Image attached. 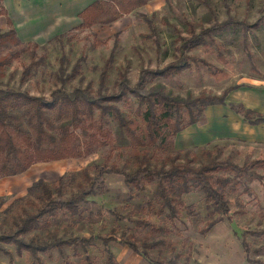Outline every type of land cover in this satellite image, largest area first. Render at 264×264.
<instances>
[{"label":"rangeland","instance_id":"1","mask_svg":"<svg viewBox=\"0 0 264 264\" xmlns=\"http://www.w3.org/2000/svg\"><path fill=\"white\" fill-rule=\"evenodd\" d=\"M209 2L211 13L207 12L202 0H147L143 5L110 22L80 28H73L78 22L72 20L73 14L59 12V17L68 19L66 24H62L48 38L34 41L38 46L33 49L32 54L29 50L32 47L28 46L5 64L1 80L7 86L45 96L57 86L67 91L74 86L85 87L89 93L94 94L98 88L103 62L112 51V61L106 71L103 89L110 91L115 88L113 86L117 70L125 71L129 84L134 85L141 66L160 67L178 55L177 46L181 42L179 36H188L185 21L191 22L197 30L231 17L253 24L243 27L240 23H235L212 28V36L221 45L222 60L217 58V48L213 44L207 48L197 47L183 51L188 56L210 61L223 69L227 77L214 79L200 62L190 61L187 68L159 81L164 92L183 98L199 93H219L225 86L238 84L226 93L225 101L240 103L252 111L264 113V0ZM0 3L12 13V2L3 0ZM151 13H154L153 23L157 25L160 35V53L154 51L150 39L142 37L143 33L148 32L144 17ZM2 20L3 17L0 16V25ZM6 27L5 24L0 30ZM57 33L61 35L54 38L53 35ZM81 55L83 57L79 59ZM61 57L64 68L60 73L58 67ZM76 61L77 71L65 78ZM30 62L32 65L29 73L21 79L22 68ZM251 62L257 72L251 68ZM150 84H144L141 89L143 94L148 92L147 86ZM136 104L132 94L126 100L116 103L121 110L133 117ZM106 116L111 138L87 155L31 164L22 177V180L27 179L25 188L15 189L17 178L13 176H0V196L3 198L0 210L23 195L26 187L36 178L51 183L62 172L75 171V179L81 180L86 189L87 179L84 180L79 174L82 169L89 177L101 165L133 169L135 165L127 147L115 143L111 116ZM134 124L136 128L142 127V122L137 117ZM205 149L209 150L211 156L217 153L216 158H226L237 164L262 157L264 121L250 123L226 104L207 105L195 122L184 126L171 137L168 149H154L149 165L161 160L167 166L170 160L166 154L178 152L174 162H185L184 159L191 156L190 164L197 166L207 160ZM253 169L264 173V163ZM242 181L244 184H237L235 190L225 191L229 215L211 213L217 219L204 229L211 207L203 198L201 190L191 188L181 194L176 215L168 217L165 207L162 211L158 209L160 201L153 196V181H141L142 187L137 188L126 185L121 174L107 172L95 180L93 191L84 194L83 200L78 202V213L70 215L67 211L58 212L46 229L30 232L25 238L32 236L51 241L54 237L71 235L94 236L86 246L89 261L84 258L82 248L76 244L63 246L62 255L55 247L49 248L48 253L38 252L43 264H62L63 258H67L70 264H105L104 246L97 236L109 233L117 238L131 234L138 244L151 243V246H145L148 257H155L163 262H168L169 259L177 264H264L263 187L257 179L247 182L242 178ZM246 184L249 192L244 189ZM68 188L63 192L65 196L69 194V190H75L74 183ZM26 208L32 210V207ZM2 216L0 212V231L10 229L11 212L5 213V221L1 220ZM258 230L263 231L251 233ZM244 244L247 250H244ZM4 246L11 250L9 258L14 255L13 245ZM106 246L117 264H151L140 253L132 251L128 245L117 240L108 241ZM21 260L29 264L32 259L27 251H22Z\"/></svg>","mask_w":264,"mask_h":264},{"label":"trees","instance_id":"2","mask_svg":"<svg viewBox=\"0 0 264 264\" xmlns=\"http://www.w3.org/2000/svg\"><path fill=\"white\" fill-rule=\"evenodd\" d=\"M146 1L91 0L77 11L79 22L73 28L110 22L143 5ZM202 1L207 7V12L211 13L209 0ZM0 14L5 16L7 24L5 29L0 30V176L19 173L36 162L87 155L96 146L108 142L111 138V132L107 126L109 123L107 114L111 116L115 143L127 147V152L130 153L135 165L131 170L121 169L114 165L108 167L101 165L92 177H89L82 169L79 174L84 177V180L87 179L86 189L81 180L75 179L77 175L75 171H64L51 183L41 178L31 181L23 195L15 198L0 210L3 221H5V213L11 212L10 229L0 231V253L9 256L11 250L4 244H11L15 254H20L21 251L29 253L32 259L29 264H43L38 252H47L49 248L55 247L62 255L63 246L78 244L84 251V258L89 261L86 246L94 238L92 234L54 237L51 241L40 240L32 236L26 239L25 235L46 229L51 220L56 218L58 212L67 211L70 215L78 213V202L83 200L84 194L93 191L95 180L107 172L121 174L126 185H134L137 188L142 187L141 181H153V196L160 201L158 209L162 211L165 207L168 217L176 215V207L181 202V194L191 188L201 190L203 198L211 207L210 217L204 229L217 219L212 217L211 213L229 215L225 191L235 190L239 183L243 185L242 178L247 182L257 179L263 187L262 198L264 200V173L253 169L254 166L264 163V156L237 164L226 158H216L217 153L211 156L209 150L205 149L207 160L198 163L197 166L190 164L191 156L185 158V162H174V159L178 157V152L172 155L166 154L170 160L167 166H164L161 160L149 165L150 159L154 156V149H168L171 137L184 126L195 122L207 105L226 104L250 123L264 121V113L252 111L240 103L225 101L226 93L238 84L225 86L219 93H199L193 97L183 98L177 94L164 92L163 85L159 81L165 76L187 68L190 61L200 62L214 79L227 77L223 69L213 65L210 61L193 55L188 56L183 51L197 47L207 48L213 44L217 48V58L222 60L221 45L212 36V28L235 23H240L245 27L253 23L247 24L243 20L228 17L219 23H212L195 30L191 22L185 21L188 36H179L181 42L177 46L178 55L160 67L141 66L134 85L129 84L125 71L117 70L113 86L115 88L110 91L103 89L106 71L112 61V51H110L99 72L98 88L94 94L89 93L85 87L74 86L67 91L57 86L45 96L13 88L2 82L4 65L26 50L28 46L32 47L29 48L32 54L38 44L34 41L28 40L23 43L19 40L2 5H0ZM153 18L154 13L144 17L148 32L143 33L142 37L150 39L154 51L160 53L162 50L160 35L157 25L153 23ZM60 35L61 33H57L53 37ZM82 57L81 55L79 59ZM62 63L61 57L58 67L60 73L64 68ZM31 65L32 62L22 68L21 79L29 73ZM77 65L76 61L65 78L77 71ZM250 65L257 72L254 63L251 62ZM146 83L151 84L147 86L149 87L148 92L143 94L141 89ZM129 94H132L137 102L134 112L135 117L142 122L141 128H136L135 117L116 105L117 102L126 100ZM72 182L75 190H69V194L65 196L63 192ZM244 189L250 191L247 184L244 185ZM2 202L3 198L0 196V205ZM28 206L32 207V210L26 208ZM262 231L251 233L258 234ZM97 237L104 246L105 264H117L111 250L106 246L110 240H117L121 244L128 245L132 251L147 258L151 264H177L169 259L168 262H163L155 257H148L145 246H151V243L149 245L145 242L138 244L131 234H126L123 238H117L111 233ZM141 245L142 247H139ZM244 250H247L245 244ZM61 262L70 264L67 258H63Z\"/></svg>","mask_w":264,"mask_h":264},{"label":"crops","instance_id":"3","mask_svg":"<svg viewBox=\"0 0 264 264\" xmlns=\"http://www.w3.org/2000/svg\"><path fill=\"white\" fill-rule=\"evenodd\" d=\"M8 1L12 2V13L9 12V8H5L2 3H0V5L5 8L6 15L10 19L11 26L14 28L17 37L21 41H40L56 33L60 29V26L62 24H66V21L68 19L64 17H59V12L68 13L71 15L73 14L72 20L74 22H79L77 11L81 9L84 5L89 3L91 0ZM0 16L3 17L0 28H3L6 24L5 16L1 14ZM26 169L16 174L7 175L13 176V178H17V184L15 185V189H20L21 187L25 186L27 179L22 180V177H24L23 173L26 171ZM252 180L254 181L255 179ZM250 183L253 184V182ZM21 253H14V255H11L10 258L8 255L0 253V264H26L21 260Z\"/></svg>","mask_w":264,"mask_h":264}]
</instances>
